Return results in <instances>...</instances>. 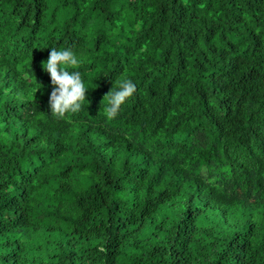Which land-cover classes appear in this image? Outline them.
I'll use <instances>...</instances> for the list:
<instances>
[{
	"label": "trees",
	"instance_id": "trees-1",
	"mask_svg": "<svg viewBox=\"0 0 264 264\" xmlns=\"http://www.w3.org/2000/svg\"><path fill=\"white\" fill-rule=\"evenodd\" d=\"M0 264H264V0H0Z\"/></svg>",
	"mask_w": 264,
	"mask_h": 264
},
{
	"label": "clouds",
	"instance_id": "clouds-1",
	"mask_svg": "<svg viewBox=\"0 0 264 264\" xmlns=\"http://www.w3.org/2000/svg\"><path fill=\"white\" fill-rule=\"evenodd\" d=\"M82 63V58L78 57L71 48L57 50L54 47L51 48L47 61L43 62L44 71L50 75L53 86L49 106L51 114L57 118L63 119L69 113H78L87 100L89 89L85 86L81 72L68 70V68H78ZM136 90L135 83L128 78L120 80L118 87L113 85L103 98L108 102L105 108L106 118L108 120L117 118L122 105L134 96Z\"/></svg>",
	"mask_w": 264,
	"mask_h": 264
}]
</instances>
